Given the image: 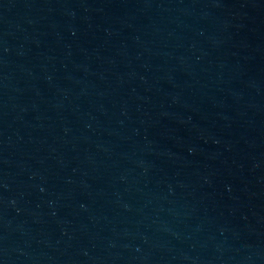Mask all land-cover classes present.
<instances>
[{
    "label": "water",
    "instance_id": "1",
    "mask_svg": "<svg viewBox=\"0 0 264 264\" xmlns=\"http://www.w3.org/2000/svg\"><path fill=\"white\" fill-rule=\"evenodd\" d=\"M0 264H264V0H0Z\"/></svg>",
    "mask_w": 264,
    "mask_h": 264
}]
</instances>
